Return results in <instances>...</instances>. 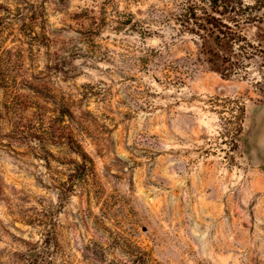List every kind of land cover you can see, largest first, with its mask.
<instances>
[{
	"label": "rangeland",
	"instance_id": "1",
	"mask_svg": "<svg viewBox=\"0 0 264 264\" xmlns=\"http://www.w3.org/2000/svg\"><path fill=\"white\" fill-rule=\"evenodd\" d=\"M240 1L209 31L210 0H0V264H264V0Z\"/></svg>",
	"mask_w": 264,
	"mask_h": 264
},
{
	"label": "trees",
	"instance_id": "2",
	"mask_svg": "<svg viewBox=\"0 0 264 264\" xmlns=\"http://www.w3.org/2000/svg\"><path fill=\"white\" fill-rule=\"evenodd\" d=\"M241 8L242 3L240 0H210L209 12L205 14L203 21H206L207 26L211 28L209 31L219 30L218 28L230 31L228 27L222 26L219 21H230L233 23H235L234 21H251L250 19H240L238 13L241 11ZM193 17L194 21H198L194 15ZM225 43L229 45L233 43V40L227 39ZM71 149H75L74 145H71Z\"/></svg>",
	"mask_w": 264,
	"mask_h": 264
},
{
	"label": "water",
	"instance_id": "3",
	"mask_svg": "<svg viewBox=\"0 0 264 264\" xmlns=\"http://www.w3.org/2000/svg\"><path fill=\"white\" fill-rule=\"evenodd\" d=\"M153 43H155V42H153ZM263 151H264V144H263Z\"/></svg>",
	"mask_w": 264,
	"mask_h": 264
}]
</instances>
